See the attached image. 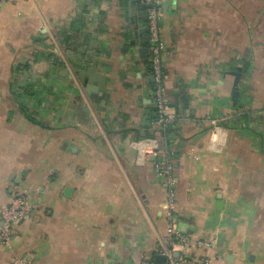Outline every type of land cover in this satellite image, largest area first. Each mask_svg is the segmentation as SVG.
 I'll return each mask as SVG.
<instances>
[{
    "label": "crops",
    "instance_id": "crops-1",
    "mask_svg": "<svg viewBox=\"0 0 264 264\" xmlns=\"http://www.w3.org/2000/svg\"><path fill=\"white\" fill-rule=\"evenodd\" d=\"M160 10L163 95L175 116L165 130L153 123L141 2H0V208L22 190L32 201L0 264H136L166 234L170 190L188 257L264 264V0ZM86 67L105 76L101 96L76 78ZM207 118L221 119L215 141ZM142 139H160L174 186L156 176L154 157L135 164L130 142Z\"/></svg>",
    "mask_w": 264,
    "mask_h": 264
},
{
    "label": "built area",
    "instance_id": "built-area-1",
    "mask_svg": "<svg viewBox=\"0 0 264 264\" xmlns=\"http://www.w3.org/2000/svg\"><path fill=\"white\" fill-rule=\"evenodd\" d=\"M10 1L13 0H0V2ZM139 1L144 5H149L146 8V25L149 39L150 68L154 79L152 95L155 102L156 117L153 123L157 128L165 130L175 120V116L169 113V106L163 95V65L161 56L164 45L159 35L162 19L160 0ZM219 120L221 119L207 118L206 120L211 127L210 138L212 141H215V136L219 129ZM160 143V139H142L137 142L135 140L131 141L130 146L136 150L134 159L136 165H144L150 157L157 159L154 165L156 176L161 178L169 187H172L176 184L177 179L173 173L172 163L167 156V150ZM173 196L174 193L170 190L165 214L167 230L165 236L160 240L159 249L143 253L136 264H154L156 255H161L165 258L164 264H211L210 259L207 257L194 259L187 256L186 250L190 248V238L187 234L180 231L177 226ZM31 212L32 201L30 193L26 190L19 192L10 203L0 208V246L9 245L13 236L14 226L20 222L29 220ZM175 252H178V254ZM14 264H24V262L20 260Z\"/></svg>",
    "mask_w": 264,
    "mask_h": 264
},
{
    "label": "water",
    "instance_id": "water-1",
    "mask_svg": "<svg viewBox=\"0 0 264 264\" xmlns=\"http://www.w3.org/2000/svg\"><path fill=\"white\" fill-rule=\"evenodd\" d=\"M172 0H167L165 2H162V4L160 5L163 9L165 8L166 4L171 3ZM137 3H140L139 0H136ZM149 7V5H144L141 3V8L144 9L146 11V8ZM146 16V14H145ZM144 32L148 33V29L143 28L140 29L138 31V33L140 35H142ZM140 40L147 42L148 41V36L143 38L142 36L140 37ZM132 45H136L138 44V40H133L131 41ZM81 45H83V43H81ZM96 46L93 44H91L89 46V49L92 50L93 48H95ZM81 53H84L85 50H79ZM144 49H140L139 52L142 55L144 53ZM240 69H236L235 71L231 72L232 75L235 76V80H234V85H233V90L231 92V100L233 102V105H237L239 97H240V92L238 89V81H239V74ZM68 71L65 70V74H67ZM75 76L78 79V81L80 82V84H82V86L84 87V90L86 92V94H88V96L90 98H92L95 94L101 96L102 93L105 90V85H106V78L104 75L99 74L97 72H95L93 67H86L83 68L81 70H78L77 72H75ZM151 80L154 82L153 76H151ZM144 116L142 118V122L143 124L146 123V120L148 119V111H144L143 112ZM71 189L67 188L66 189V193H70ZM165 262V258L161 255H156L154 258V264H164Z\"/></svg>",
    "mask_w": 264,
    "mask_h": 264
},
{
    "label": "trees",
    "instance_id": "trees-1",
    "mask_svg": "<svg viewBox=\"0 0 264 264\" xmlns=\"http://www.w3.org/2000/svg\"><path fill=\"white\" fill-rule=\"evenodd\" d=\"M77 30L73 27V24L71 25L70 27V32L69 33H66V32H63V37H64V41L67 42V41H70L71 39H73V33L76 32ZM145 58V63L148 67V70L151 71V68H150V54L148 52V50H146V54L144 56ZM152 88H154V85L152 86ZM155 115L153 116V120L155 119ZM165 133V132H162V134Z\"/></svg>",
    "mask_w": 264,
    "mask_h": 264
}]
</instances>
